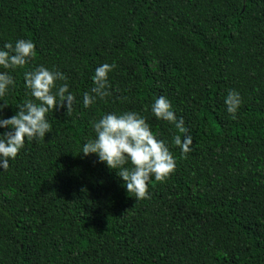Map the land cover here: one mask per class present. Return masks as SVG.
<instances>
[{
	"label": "trees",
	"instance_id": "1",
	"mask_svg": "<svg viewBox=\"0 0 264 264\" xmlns=\"http://www.w3.org/2000/svg\"><path fill=\"white\" fill-rule=\"evenodd\" d=\"M20 39L35 55L11 72L0 116L30 98L23 74L39 66L62 72L76 102L0 169V264H264V0H0V49ZM104 63L111 95L85 108ZM160 96L193 138L186 158L151 112ZM128 111L176 159L137 201L80 153L92 122Z\"/></svg>",
	"mask_w": 264,
	"mask_h": 264
},
{
	"label": "clouds",
	"instance_id": "2",
	"mask_svg": "<svg viewBox=\"0 0 264 264\" xmlns=\"http://www.w3.org/2000/svg\"><path fill=\"white\" fill-rule=\"evenodd\" d=\"M35 55V44L31 40L20 39L5 43L0 49V98L6 96L14 87L15 80L11 72L25 67ZM115 63L100 65L93 76L94 86L83 94V106L90 107L97 99L104 100L111 95L109 73ZM27 95L30 97L16 106L18 112L10 117L0 116V169L7 170L9 160H14L26 141L43 140L51 132L48 121L49 112L57 108L73 110L76 97L69 91L67 78L58 70H49L39 66L23 74ZM66 102V103H65ZM227 112L236 118L242 98L235 90H229L225 98ZM9 106L0 103V113ZM151 112L158 120L174 125L177 130L173 142L186 154L191 151L193 138L188 134L182 118L179 120L172 111L171 102L165 96L155 99ZM94 138L89 139L80 153L85 157L95 154L99 162L105 163L110 170H115L122 179L128 195L136 201L149 198L148 185L153 180L163 183L176 169V159L164 140L157 139L146 119L134 111L123 114H105L91 124ZM183 134V140L181 139ZM86 191V190H85Z\"/></svg>",
	"mask_w": 264,
	"mask_h": 264
}]
</instances>
